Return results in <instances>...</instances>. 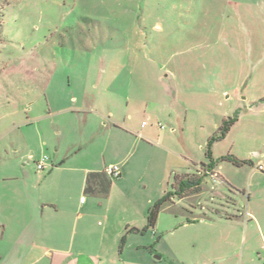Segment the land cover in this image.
Wrapping results in <instances>:
<instances>
[{"label": "rangeland", "instance_id": "1", "mask_svg": "<svg viewBox=\"0 0 264 264\" xmlns=\"http://www.w3.org/2000/svg\"><path fill=\"white\" fill-rule=\"evenodd\" d=\"M142 120L163 131V140L136 143L120 127L135 130ZM91 133L111 135L131 162L141 160L110 178L103 199L83 193L76 171L48 175L36 167L53 144L77 151L66 166L93 150L97 162L116 159L109 139L90 146ZM258 160L264 163V0H0V213L3 193H57L67 206L58 231L77 242L69 207L83 196L94 201L90 240L105 226L106 237L117 236L132 214L129 238L142 242L152 264H200L206 255L231 253L237 259L244 239L243 254L263 263L264 186L255 191L251 178ZM204 166L218 177L205 175ZM187 172L202 178V193L185 196L172 185L192 178L182 177ZM169 192L176 205L160 212L152 235L138 208ZM246 199L256 212L246 229L197 223L163 237L172 211L184 218L194 211L198 220L240 215ZM23 200L29 220L35 210ZM173 238L180 262L167 252Z\"/></svg>", "mask_w": 264, "mask_h": 264}, {"label": "crops", "instance_id": "2", "mask_svg": "<svg viewBox=\"0 0 264 264\" xmlns=\"http://www.w3.org/2000/svg\"><path fill=\"white\" fill-rule=\"evenodd\" d=\"M103 125H106V122H104ZM120 127L125 133L133 136V142L136 143L146 140V137H154V139H156L158 142L163 140V131L154 129V126L150 127V125L144 120L141 121V123L135 128V130H130L126 126ZM108 139L110 140V142H113L114 145L113 149L110 150L116 151L118 155L116 159L109 161L108 163L104 161H95V156L91 155L93 154L92 152H94L93 150L87 151V153L84 154V156L86 157V161H82L79 164L72 163L71 165L66 166L65 162L68 157L77 153V151L74 150L75 148L71 150L66 146L53 144L52 150H50L49 157L47 156L48 160L45 162V166L43 169H47L48 172L51 171L48 175L52 174V170L54 169L62 170L68 168V170L78 172L77 176L80 180L83 193H86L85 185L87 175L89 173H98L101 174V176L106 175L103 172V169L109 163L118 164L121 168V174L119 177H124L128 173L132 172L134 166L139 164L141 160L134 159L131 162L132 158L127 156L126 153L120 152V142L117 139L113 141L111 135H109V137L108 134L106 135V137H97L94 135V133H91V136L87 135L86 138L92 148H95V144L97 145L100 144V142L102 143V140L103 143L108 142ZM81 148L82 146L80 145L78 149ZM106 150L107 149L104 147L102 149V152H105ZM250 163H252L251 160ZM259 166H262V168H259ZM256 167L258 170H260V172L256 168H254L251 172V178H254L256 180L254 190L258 191L264 186V163L258 160ZM204 169H207L204 170L205 175L209 174L210 176L218 177L216 168L209 169L204 166ZM181 175L184 178L191 175V179H199L200 182L198 185H196L197 189L190 187L185 191H179V193H184L185 196H194L198 193H202V178L200 176H194L195 174H191L188 172ZM100 178V176L93 177L91 181L92 186L96 187L97 182L100 181ZM172 185L175 186L178 184L174 182V184ZM238 193L244 196V189L242 188L241 191H238ZM87 195L103 199L109 196V191L106 196L91 193H87ZM63 196L70 200L69 195ZM2 197L5 204L2 207V209H4L3 212L0 213L1 264H152L151 256L146 251H143L141 253V247H143L141 244L142 242H137V244H135V242H133V240H130L129 238V234H131V231L136 230L135 218L132 214L125 218V223L123 224L124 226H120L117 236L106 237L105 231L107 230V226H105L101 229V236L99 238L90 240L87 230L88 223L89 221H93V218L89 220L90 218L88 217H91L90 210H92V203L94 201H92V199H87L81 196L76 201L75 207H73V205L69 207L70 210L74 213V233L77 231V229H79V240L76 242L74 237L69 239L65 236L63 238L62 234L58 231L57 225L61 226L65 222L63 213L66 209L65 207L67 206H64L61 203V198L63 197H60L59 195H57V193H38L37 195H34L32 193H3ZM171 197L172 196H170L165 204L162 205L159 214L160 212L162 213V211L164 213L166 210H172V207L176 205L173 201V198ZM248 197H251V193ZM24 198L31 199L30 202L31 204H33V206H31L29 210H35V214H31L32 216L29 217V220H27V218H24L25 215L23 214V211L25 210L23 207L25 203V201L23 200ZM150 203L151 201H148L146 206L143 205L138 208L139 215L143 216L146 222L147 212L149 210L148 206ZM248 206L249 201L248 199H246L244 205V208L246 210L244 214L240 212V215L232 213L227 214L224 217H221V214L218 216L214 214V218H201V220L197 219L194 211H188L187 218H184L182 215L179 216L176 211H172V217H168L167 220L163 222V237H165L164 234L166 236H174L176 234L175 232L179 228L197 223L205 224L212 222H226L236 226L237 229H241L242 226L246 229L249 220L254 221L256 213L254 210H252L254 213V215H252V213L247 210ZM131 210L135 211L133 207L131 208ZM212 212L216 214L219 213L216 209H214ZM242 215L245 216L243 219ZM191 216H193L192 219H190ZM36 217H38V222H36ZM108 218L109 216L107 215V221ZM39 220L44 221L42 227H40ZM158 224L159 223H157L156 219L154 226L151 227L153 228L152 235L157 234V230L155 228L158 227ZM122 234L125 237L120 240L119 236ZM172 240H175V244H171L167 248V252L170 253L167 254L169 256L172 255L173 259L171 258V262L172 260L173 262H180L177 259L178 256L176 254V251L178 249V243L176 242L177 239L173 238ZM239 240L241 242V238H239ZM244 246L245 239L241 244V250L237 259L236 255L232 253L227 257L206 255V257L200 262V264H221L231 260L234 264H264V258L263 263H261V257L259 260H257L253 257L249 258L247 254L244 255ZM149 252H151V249L149 250Z\"/></svg>", "mask_w": 264, "mask_h": 264}, {"label": "trees", "instance_id": "3", "mask_svg": "<svg viewBox=\"0 0 264 264\" xmlns=\"http://www.w3.org/2000/svg\"><path fill=\"white\" fill-rule=\"evenodd\" d=\"M233 123V121H230L226 124V126L224 127V129L221 131L220 136L225 135V133L227 132V130L229 129V126ZM250 163V161H248ZM235 164H243L246 163V161H234ZM101 177L100 181L97 182V186L94 187L91 184L92 178L93 177ZM200 182L199 179H186L185 181H178V185L177 188H179V191H185L186 189L191 188H195L197 189V186ZM111 185V181L110 178L107 177L106 175H102L98 174V173H89L87 175L86 178V185H85V192L86 193H91V194H96V195H101V196H106L109 188ZM195 186V187H194ZM170 193L165 194L164 196H162L160 199H158L157 201H155L153 203V205L149 208L148 212H147V222H146V226L145 229L149 228V227H153L155 224V221L157 219V216L159 214V211L163 205V203H165L168 199H169Z\"/></svg>", "mask_w": 264, "mask_h": 264}, {"label": "built area", "instance_id": "4", "mask_svg": "<svg viewBox=\"0 0 264 264\" xmlns=\"http://www.w3.org/2000/svg\"><path fill=\"white\" fill-rule=\"evenodd\" d=\"M48 160L47 155H42L38 160L36 167L38 170H42L45 166V162ZM262 168V166H259ZM103 172L109 177H119L121 174V168L118 164H109L106 165L103 169Z\"/></svg>", "mask_w": 264, "mask_h": 264}]
</instances>
